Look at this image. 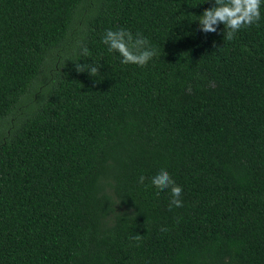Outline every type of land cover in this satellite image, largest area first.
<instances>
[{"label": "trees", "instance_id": "1", "mask_svg": "<svg viewBox=\"0 0 264 264\" xmlns=\"http://www.w3.org/2000/svg\"><path fill=\"white\" fill-rule=\"evenodd\" d=\"M213 6L0 0V264H264V0L231 41ZM121 28L146 66L102 43Z\"/></svg>", "mask_w": 264, "mask_h": 264}, {"label": "clouds", "instance_id": "2", "mask_svg": "<svg viewBox=\"0 0 264 264\" xmlns=\"http://www.w3.org/2000/svg\"><path fill=\"white\" fill-rule=\"evenodd\" d=\"M262 0H214V6L203 12L198 17V28L202 33H216L220 25L224 26L223 36L228 41L234 39L236 33L243 28L251 27L261 20ZM102 43L108 47L109 52H115L120 55L121 63L124 65L146 66L149 61L157 55L155 48L148 46V40L141 34L135 36L123 28L117 30H107L104 34ZM89 50L83 49L82 55L87 56ZM101 65L96 64H75L78 73L87 72L91 77L100 74ZM145 177L139 178V183L144 184ZM151 185L159 191L170 190L171 200L169 210L173 207H183L181 200L183 189L175 184L167 170L161 169L151 178ZM166 232V228H161ZM133 239L137 242L143 239V236L136 235Z\"/></svg>", "mask_w": 264, "mask_h": 264}]
</instances>
